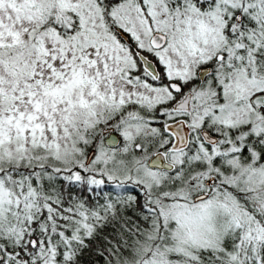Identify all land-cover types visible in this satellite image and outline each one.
Returning <instances> with one entry per match:
<instances>
[{
	"label": "snow or ice",
	"instance_id": "obj_1",
	"mask_svg": "<svg viewBox=\"0 0 264 264\" xmlns=\"http://www.w3.org/2000/svg\"><path fill=\"white\" fill-rule=\"evenodd\" d=\"M0 264H264V0H0Z\"/></svg>",
	"mask_w": 264,
	"mask_h": 264
}]
</instances>
